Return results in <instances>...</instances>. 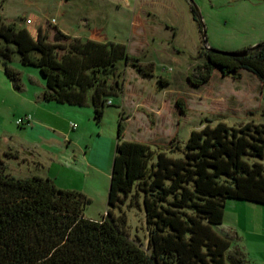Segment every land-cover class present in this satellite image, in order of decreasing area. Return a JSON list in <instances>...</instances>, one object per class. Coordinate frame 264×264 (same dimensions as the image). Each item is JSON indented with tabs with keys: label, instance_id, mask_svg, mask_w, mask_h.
I'll return each instance as SVG.
<instances>
[{
	"label": "trees",
	"instance_id": "16d2710c",
	"mask_svg": "<svg viewBox=\"0 0 264 264\" xmlns=\"http://www.w3.org/2000/svg\"><path fill=\"white\" fill-rule=\"evenodd\" d=\"M190 10L201 33L192 5ZM43 39L62 47L39 68L41 100L74 107L89 102L96 122L111 105L109 98L122 93L120 65L143 76L152 72L123 44L82 41L55 26ZM215 71L234 80L246 71L264 85V43L242 58L205 50L187 80L202 86ZM4 73L19 89L18 73L6 66ZM158 84L166 83L159 78ZM122 121L106 215L98 221L84 217L89 200L82 194L47 178H15L0 159V264H245L242 251L230 249L215 229L228 200L264 206V125L208 122L181 145L172 139L167 149H151L125 141ZM126 212L142 216L144 246L129 238Z\"/></svg>",
	"mask_w": 264,
	"mask_h": 264
},
{
	"label": "rangeland",
	"instance_id": "374dc122",
	"mask_svg": "<svg viewBox=\"0 0 264 264\" xmlns=\"http://www.w3.org/2000/svg\"><path fill=\"white\" fill-rule=\"evenodd\" d=\"M128 1L127 8L122 0H0V159L13 177L39 175L42 170L36 163L47 168L56 158L66 168L64 162L73 164L76 160L78 164L82 158L92 159L91 151H104V157H108L114 152L120 117L124 140L143 143L151 149H167L172 139L181 145L192 130L208 122L264 125V85L249 73L242 71L240 79L234 80L215 71L202 86L187 80L204 61L205 51L201 33L190 21L189 4L204 25L209 48L238 52L264 43V0H159L168 7L164 12H159L160 8L148 11L151 0ZM174 11L179 15L181 29L172 23ZM135 18L150 27L155 34L152 40L140 44L131 35ZM26 21L30 24L26 25ZM9 24L15 26L12 31H7ZM53 26L82 41L90 38L92 30H100L107 41L123 44L132 57L140 58L145 70L152 72L143 76L132 67L120 65L122 93L109 98L112 103L105 107L99 122L94 120L89 102L83 107L59 106L71 113L56 118L50 105L60 104L36 98L44 86L40 66L62 47L43 39L45 31ZM5 66L18 73L19 89L4 73ZM139 76L144 78L139 81ZM159 78L166 83L164 86L158 84ZM26 117L31 119L29 124H16ZM34 120L45 128L50 126L46 129L48 135L34 128ZM53 130L68 134L72 143H61ZM48 152L53 154L50 160ZM66 156L71 159L65 161ZM17 157L26 161H15ZM52 167L58 168L55 164ZM73 168L68 172L69 180L79 185L86 182L93 191L92 196L88 195L84 217L102 219L107 173L93 180L99 176H85V170L81 176ZM126 214L129 238L144 246L142 216L136 212ZM222 223L226 231L223 237L229 241L230 249L242 251L245 264H264V206L228 200ZM219 228L215 230L221 234Z\"/></svg>",
	"mask_w": 264,
	"mask_h": 264
},
{
	"label": "crops",
	"instance_id": "0c3cea01",
	"mask_svg": "<svg viewBox=\"0 0 264 264\" xmlns=\"http://www.w3.org/2000/svg\"><path fill=\"white\" fill-rule=\"evenodd\" d=\"M123 4L127 6V8L129 7V1L128 0H122ZM190 4H189V10H190ZM148 8L149 10L148 11H155L156 9H159V12H164V11H168L166 9H168V7H166L165 5V2H161L159 0H151L148 4ZM158 11V10H156ZM143 15H146L144 13H142ZM189 14H190V21L196 26L197 25V28H198V31H199V27H198V24L197 22L194 20V18L192 17V14H191V10L189 11ZM180 20L179 18V15L174 11L173 12V20H172V23L175 25L174 27L176 28H180L181 27L179 26L178 24V21ZM26 25H28L27 23H25ZM30 24V23H29ZM86 24V23H85ZM58 29V28H57ZM59 30V29H58ZM60 31V30H59ZM62 32V31H61ZM200 32V31H199ZM63 34H65L64 32H62ZM101 34V31L100 30H92L91 33H90V38H87V40H91V41H95V42H99V43H107V42H110V41H107L105 39V37L103 35H100ZM131 35L137 37V39L139 40V43L142 44L144 42H146L147 40H152L153 37L155 36L154 33L151 32V29L150 27H147L146 26V23L145 21H143L142 19H134L133 20V26H132V31H131ZM176 36V31L174 30L172 32V37L174 38ZM143 39V40H142ZM142 42V43H141ZM128 53V52H127ZM129 54V53H128ZM130 55V54H129ZM132 56V55H130ZM242 72V71H241ZM246 72V71H244ZM248 73V72H247ZM251 75V74H250ZM252 76V75H251ZM254 77V76H253ZM139 78V81L142 80V78L144 77H138ZM228 78V77H227ZM256 78V77H255ZM44 90V86L41 88V90L37 93V100H41V95H42V92ZM42 101V100H41ZM44 102V101H43ZM111 102V101H110ZM45 103H51L53 104V102H45ZM112 103V102H111ZM50 106H53V107H50L52 110H53V116L56 117V118H59L60 119V116L58 115H63L64 118L66 116V113L69 115L71 113V111L65 109L64 107H59V106H65V105H50ZM36 116V115H35ZM63 118V119H64ZM31 120V119H30ZM30 120L28 122H25L27 124H29ZM64 121V120H63ZM32 122V121H31ZM33 126L34 128L38 129V131H40L41 133H45V135H48L46 129H49L47 125V128L43 127L44 125L41 123V122H38V120H34L33 122ZM55 129V128H54ZM52 130V129H50ZM46 131V132H45ZM52 132H56L58 134V137H59V140L61 143L63 142H67L68 144H71L72 143V140L69 138V135H62L60 132H58L57 130H53ZM123 138V136H122ZM124 139V138H123ZM115 146V145H114ZM94 152V153H93ZM103 153H105L104 151H102ZM101 151H99V156H98V153L95 152V151H91L90 153L92 154L93 153V158L91 159H87V158H82L78 164H77V161L75 160L73 162V164H70L68 162H64V164L66 165L64 168L60 163V158H56V160H51V162L49 163L48 166H46L47 168H45L44 165L40 164V162L36 163L37 166H40L41 170H42V173L39 174V175H33V176H38V177H41V178H47L49 180H51L54 185L59 188V189H64V190H71V191H75V192H78L80 194H82L86 199L89 200L88 198V195L89 196H92V192H90V187L87 186L86 182H83L82 184H75V182L69 180V178L71 176H69L68 173L69 171H72L71 169V166L73 167L74 166V170H75V174H83L84 173V170H85V176H88L87 174L88 173H92V174H96L99 176L96 177L95 179L93 180H99L101 179L100 177L103 176L102 173H107V180H109V176H110V169H111V164L109 162V160L112 162V158H109V157H113V154H110L108 157H104L103 153ZM108 154V152H106V155ZM51 156H53V154L51 152H48V158L49 160L51 159ZM10 157V156H9ZM20 158L17 157L15 158L14 160L15 161H18ZM67 159H71L70 156H66L65 158V161ZM20 161H26V158H21ZM57 165V169L56 170H53V167ZM71 165V166H70ZM52 167V168H51ZM50 168H51V172H50ZM46 169V170H45ZM109 174V175H108ZM82 176V175H81ZM105 176V175H104ZM105 179H103L102 181H104ZM90 201V200H89ZM106 210H107V206H105L103 212H102V217H104L106 215ZM86 218V217H85ZM87 219L89 220H92V218L90 217H87ZM100 220V219H98ZM97 219H94L93 221H98ZM223 224V223H222ZM222 224L220 225V232L223 236V234H226V231L222 228Z\"/></svg>",
	"mask_w": 264,
	"mask_h": 264
},
{
	"label": "water",
	"instance_id": "95a60500",
	"mask_svg": "<svg viewBox=\"0 0 264 264\" xmlns=\"http://www.w3.org/2000/svg\"><path fill=\"white\" fill-rule=\"evenodd\" d=\"M200 28H201V40H202V43L204 45L205 50H207L208 52L214 53V54L222 55V56H225V57L242 58V57L247 56V54L249 52L255 50L256 48H258V47H260L262 45V43L261 44H257V45H254V46L250 47L249 49H246V50H243V51H238V52H222V51H218V50L209 48L207 46L205 29H204V25L201 22H200Z\"/></svg>",
	"mask_w": 264,
	"mask_h": 264
},
{
	"label": "built area",
	"instance_id": "2783aa9c",
	"mask_svg": "<svg viewBox=\"0 0 264 264\" xmlns=\"http://www.w3.org/2000/svg\"><path fill=\"white\" fill-rule=\"evenodd\" d=\"M26 23H29V21H26ZM53 23H55L54 20H52V24ZM109 103H110V101L107 102V104H109ZM29 120H30V118L26 117L24 119H20L19 121H17L16 124H23V122L25 123V122H28ZM70 126H71L72 129H74V125L73 124L70 123Z\"/></svg>",
	"mask_w": 264,
	"mask_h": 264
}]
</instances>
